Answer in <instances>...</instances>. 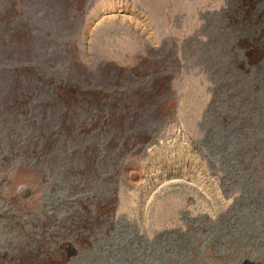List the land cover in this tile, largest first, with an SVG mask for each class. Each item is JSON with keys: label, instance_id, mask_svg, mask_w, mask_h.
<instances>
[{"label": "rangeland", "instance_id": "obj_1", "mask_svg": "<svg viewBox=\"0 0 264 264\" xmlns=\"http://www.w3.org/2000/svg\"><path fill=\"white\" fill-rule=\"evenodd\" d=\"M0 264H264V0H0Z\"/></svg>", "mask_w": 264, "mask_h": 264}]
</instances>
